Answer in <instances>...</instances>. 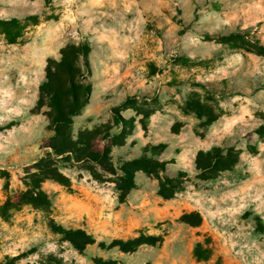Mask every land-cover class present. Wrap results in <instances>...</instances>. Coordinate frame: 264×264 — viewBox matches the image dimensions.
<instances>
[{
	"label": "rangeland",
	"instance_id": "obj_1",
	"mask_svg": "<svg viewBox=\"0 0 264 264\" xmlns=\"http://www.w3.org/2000/svg\"><path fill=\"white\" fill-rule=\"evenodd\" d=\"M32 15L37 17L28 19ZM14 18L24 26L21 40L10 43L0 32V204L25 189V167L46 151L44 138L52 134L48 108L31 111L48 58H59L68 43L91 46L92 70L85 72L93 86L72 134L112 122L113 109L120 107L135 119V128L125 145L113 147L114 164L138 157L147 138L146 146L166 144L156 156L168 161L161 178L186 176L166 199L159 194L160 178L139 171L137 187L121 202L115 176L87 162L59 159L71 189L46 180L43 188L53 197L49 209L24 205L9 221L0 217L11 223L22 209L37 211L33 240L14 245L0 236V264L6 255L32 248L15 264H43L49 255L64 264H94V257L114 264H264V56L219 40L242 31L247 41L264 44V0H0V20ZM131 95L141 109L154 112L144 118L124 107ZM189 99L206 105L215 121L205 124L207 117L190 109ZM129 138L127 150L114 152ZM216 146L234 148L239 160L205 180L196 156ZM193 212L202 216L200 225L182 220ZM51 219L85 229L96 243L79 253L51 230ZM141 233L162 240L130 253L99 246ZM199 243L202 259L195 255Z\"/></svg>",
	"mask_w": 264,
	"mask_h": 264
},
{
	"label": "trees",
	"instance_id": "obj_2",
	"mask_svg": "<svg viewBox=\"0 0 264 264\" xmlns=\"http://www.w3.org/2000/svg\"><path fill=\"white\" fill-rule=\"evenodd\" d=\"M36 17L32 15L28 19ZM23 28L24 26L16 18L0 20V32L5 34L10 43H17L21 40ZM205 37L211 38L212 35L207 33ZM245 38L242 31L219 36V40L223 43L264 56V44L260 41L250 42ZM90 53L89 43H68L61 49L59 58H48L45 80L40 85L39 97L31 112L40 113L43 107L48 108L45 111L48 120L47 129L52 134L44 138L45 153L37 162L25 167V175L21 177L25 189L9 194L6 201L0 204V217L5 221H9L14 211L20 210L24 205H32L36 209H49L53 204V197L43 188L46 180H54L71 189V180L60 170L59 159L74 160L79 163L87 162L90 164V169L102 170L106 174L115 176L116 189L120 191L121 202L125 201L127 194L137 187L136 174L139 171L160 178L159 194L166 199L173 198L181 189L180 184L186 173L178 172L175 177L165 174H163L164 178L160 176L166 171L168 161H162L156 156L165 150L166 144L145 146L140 149L138 157L120 160L119 166L114 164L113 147L125 145L127 137L135 128V119L125 117L120 107L113 109L112 122L102 123L93 129L80 130L77 136L72 134L75 117L90 103L93 86L85 72L86 70L90 73L92 70ZM123 106L134 107L138 113L143 114L144 118H148L154 112L141 109L136 95L128 96ZM187 106L201 118L207 117L205 124L209 125L216 119V115L205 111L207 107L200 100L189 99ZM261 132L264 134V126ZM238 160L239 155L234 148L225 149L216 146L209 151H199L195 162L197 170L201 172V177L207 180L214 178L220 172L233 169ZM182 220L197 226L201 224L202 216L200 213L193 212L184 214ZM49 227L54 233L61 234L63 239L69 241L73 248L81 254L89 245L96 243L95 237L85 229L66 228L52 219ZM161 240L159 236L141 233L128 240L115 239L109 245L100 242L99 246L108 249L118 247L121 251L130 253L137 251L144 244L156 245ZM34 250L32 248L15 256L6 255L3 264H15L16 261ZM201 250L202 246L199 243L195 249L198 259L203 258ZM93 261L94 264H114L100 257H94ZM41 262L43 264H64L63 259L55 255H49Z\"/></svg>",
	"mask_w": 264,
	"mask_h": 264
},
{
	"label": "crops",
	"instance_id": "obj_3",
	"mask_svg": "<svg viewBox=\"0 0 264 264\" xmlns=\"http://www.w3.org/2000/svg\"><path fill=\"white\" fill-rule=\"evenodd\" d=\"M158 118H161V117L158 116L157 119ZM152 120L153 121H151V123L155 124V117ZM132 138L128 139L126 147H121V148L116 147L114 149V152L119 153L121 151L124 152L125 150H127L128 144ZM148 142H149V139L147 140V138L146 139L143 138V141H141L140 146H146V144ZM36 212L37 211L33 208H28L26 210L22 209L21 211L16 213V215L14 216L13 222H11V223H7V222L0 220V228H2L3 230H6V232H4V233L1 232L0 236H2V234H3L4 235L3 239H9L10 238L11 243L14 245H18L17 242L19 240H23L24 238H27L28 240H33L34 234H35V228H36V226H34L33 223H35L34 216H35ZM23 249L24 248L22 247V250ZM18 253L19 252H14V253H11V255H16ZM153 263H155V262H153Z\"/></svg>",
	"mask_w": 264,
	"mask_h": 264
}]
</instances>
